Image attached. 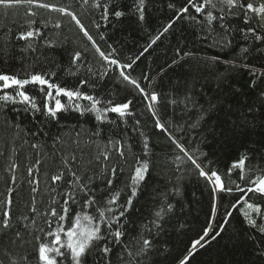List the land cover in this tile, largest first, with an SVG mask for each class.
Here are the masks:
<instances>
[{"label":"trees","instance_id":"trees-1","mask_svg":"<svg viewBox=\"0 0 264 264\" xmlns=\"http://www.w3.org/2000/svg\"><path fill=\"white\" fill-rule=\"evenodd\" d=\"M95 2L38 0L73 13L101 50L108 53L115 49L113 56L121 64L135 60L124 71L145 91L159 94L157 116L147 108L150 101L120 77V69L100 58L71 16L35 4L7 9L0 6V73L18 74L21 78L32 72L55 73L51 76L53 82L96 96L101 100L99 108L106 107L107 101H133L132 115L120 118L108 112L100 120L96 112L84 111L90 107L88 101H68L55 94L52 103L60 99L67 106L55 119L26 110L20 103L0 101V216L9 211L12 225L0 231V264H24L23 257L28 258V264H38L37 237L53 239L45 236L49 230L45 221H51L55 229L56 218L49 213L52 208L61 211L67 192L74 191L80 201H69L71 215L81 211L83 193L70 183L73 177L68 168L82 182L93 177L90 187L100 197L99 190L106 188L109 170L116 167L114 188L121 190L124 200L137 162L149 164L133 208L123 221L125 235L121 242L109 240L112 251L102 258L93 250L85 257V264H179L191 242L210 222L212 185L190 163L176 160L183 153L176 149L169 134L199 157L205 171L215 169L228 187L235 189L234 182H239V170L229 176L228 169L242 155L249 158L246 170L252 178L264 174V41L240 31L248 26L239 16L209 21L207 11L216 17L224 15L219 6L206 8L204 13H195L190 7L188 13L176 19L177 10L187 0H146L145 18L141 21L134 10V0H100L101 7H95ZM104 4L109 6L107 20L101 18ZM170 4L174 7L170 8ZM115 10L124 15L116 18L112 15ZM173 20L168 32L144 52ZM30 21L34 23L30 25ZM250 23L257 34L264 35V24L258 18L252 17ZM34 29H39L41 35L27 42L17 39L20 32ZM28 43L35 51L28 48ZM77 51L82 53L81 58L73 62ZM26 91L38 105L44 103V94L37 88L29 85ZM157 117L167 132L155 127ZM121 145L123 157L117 150ZM102 153H107L109 159L104 160ZM62 160L69 161L67 166ZM58 173H63V179L53 183L51 177ZM216 195L213 227L218 229L224 222L226 209L233 214L221 235L195 250L188 264H264V234L248 226L239 212L242 204L236 210L230 208L243 194L234 190ZM246 198L264 206V196L250 193ZM8 199L12 200L11 206L5 204ZM169 204L171 210L167 208ZM161 210L162 218H157ZM83 211L93 213L94 209ZM63 223L67 228L68 222ZM16 232L21 233V238ZM142 237L151 240L153 246L136 255Z\"/></svg>","mask_w":264,"mask_h":264},{"label":"snow or ice","instance_id":"snow-or-ice-1","mask_svg":"<svg viewBox=\"0 0 264 264\" xmlns=\"http://www.w3.org/2000/svg\"><path fill=\"white\" fill-rule=\"evenodd\" d=\"M85 3H88V0H84ZM145 3L146 0H134V10L139 14V19L141 21L145 18ZM36 5L37 7L51 9L60 13H65L72 17V19L79 26L83 35L92 43L93 48L96 53L100 56L102 60L106 62L107 65H115L120 69V77L127 81L128 83L135 86V88L140 92L146 101H150L147 104L149 112L152 116L156 117L157 113L155 106L159 103V94L155 91L147 92L141 85L135 80L132 79L128 74L125 73L124 69L132 67L136 61L133 60L131 63L121 64L120 61L114 58L113 53L115 49H112V52L106 53L101 50L100 46L96 43L95 39L89 32L85 29V26L81 21L71 12H68L63 7H55L47 3H38V0H0V6L4 8L17 7L21 5ZM100 0H96L95 7H101ZM219 6V11L224 15L216 17L213 15L212 11H207L206 16L209 21H213L217 18L224 20L226 15L239 16L245 25L248 27L246 29H240L242 32H247L252 35L255 40L264 41V35L257 34L255 27L251 26V18L256 17L260 24H264V0H258L254 3L252 0H187L185 6L180 7L177 10L176 19H180L183 14L189 12V8L194 9L195 13H204L206 8H217ZM169 7H174V5H169ZM235 10V11H234ZM35 15V13H31ZM112 15L116 18H119L124 15L122 11L115 10ZM109 16V6L108 4L103 5V14L102 19L107 20ZM194 19V17H192ZM175 21H170L164 28L163 31L158 34L155 38L151 40L148 47L144 49V52H147L148 49L160 39V36L163 33L168 32L172 27ZM34 21H30L31 25ZM57 27L60 25L57 24ZM99 27V25H97ZM223 27V25H221ZM41 33L39 29L27 30L20 32L17 36V39L24 41H31L34 37L40 36ZM101 35V39H103ZM111 47V46H109ZM28 48L32 51L35 49L32 46V43H28ZM245 51H247L245 49ZM144 52L140 53L142 56ZM82 53L75 52L73 55V62L78 61L81 58ZM176 55L181 56L180 50L177 49ZM187 55V53H184ZM140 57H136L138 60ZM177 61L174 60L175 64ZM106 74V73H105ZM55 73L47 74L41 72H32L26 73L23 78L18 74H5L0 73V101L5 103L11 102L13 104L20 103L25 105L26 110H31L35 112H42L47 117L55 119L58 113H61L66 110V105L61 102L60 99H55L54 104L52 103L53 95L56 97H66L68 101H79L85 100L88 101L90 107H86L84 111L96 112V119L100 120L105 113H114L117 114L120 118L132 115L130 111V106L133 104L132 100H127L125 102L113 103L112 101H107V106L104 108H99L98 105L101 104V100L94 95H90L80 91L79 89H69L62 87L61 85L53 82L51 76H54ZM146 79V77H145ZM86 83V81H81V84ZM34 86L39 90V92L44 94V103L38 105L36 98L29 94L26 91V86ZM12 90L11 92L5 90ZM76 109H80V105H75ZM83 114V113H81ZM139 120L136 121L138 125ZM155 127L160 129L162 132H167V128L160 119L157 117L154 121ZM169 139L175 145L176 149L180 153H183V156L178 155L176 160L181 163H190L195 170L198 171L200 177L205 178V180L212 185V205H211V219L207 226L204 228L202 234L199 238L191 242V247L182 259L179 260V264H188L189 258L194 255L195 250L198 248L205 247L210 241L215 240L221 235L224 231V226L228 223L229 217L232 216V211L225 210L224 213V222L219 225L218 229L213 227L211 221L215 220L217 214V193H232L234 190L242 193L243 195L238 197L236 202L230 205V208L236 210L238 205H243L239 208V212L243 216L244 220L247 222L250 228L256 229L259 233L264 234V206L251 202L246 197L248 194H258L259 196H264V174L257 175L255 178H252L249 175L248 170H246V162L248 161L247 155H242L237 160L233 161L231 167L228 169L229 176L232 174L233 170H239L237 173L239 182L235 183V189L228 187L222 180L221 175L212 168H209L208 171H205V167H202L201 163L198 162L199 157L194 153H190L179 140L169 134ZM35 147V145H33ZM144 150H148V142H144ZM119 155L123 157V145L117 149ZM104 160H108L109 156L107 153H102ZM201 155H206L201 153ZM72 159H75L74 157ZM66 166L69 163L67 160H62ZM211 163V162H209ZM69 173L73 177V180L70 182L78 186L81 193H83V201L81 204V211L76 212L74 215H71L72 209L70 207L69 201L72 204H79L76 193L74 191L67 192L66 199L64 200L63 206L60 212H57L55 208L50 210V215L56 218V227L52 229V222L46 220L45 222L49 226V230L45 233L47 237H53L50 241H46L41 237H37V240L40 242L36 248V256L38 264H62L63 261H67L68 264H85V257L90 254L93 250L98 251L102 254V258L106 257L111 251L109 246V240L113 243H120L122 237L125 235L123 228V221L126 219L127 214L133 208L134 199L138 195L141 183L146 179V175L149 172V164L147 161L137 162V165L134 167L133 173L130 176V184L126 187L128 188V195L126 199L121 200L122 192L119 189L114 188V179L117 175V168L112 167L109 170L108 178L106 179V188L100 189L102 193L100 197H97L95 189L90 187L93 177L88 178V182H82V178L77 175L75 171H72L71 168H68ZM31 173V169H29ZM103 175V174H102ZM53 183L61 181L63 179V173H58L51 177ZM247 181V183H245ZM35 191V189H33ZM5 204L11 206L12 200L8 199ZM171 205L167 206L168 210H171ZM83 208H93V213L84 212ZM35 211V209H33ZM163 210L156 213L157 218H162ZM258 220L261 222L258 224ZM67 221L68 226L65 228L64 223ZM153 224L157 228L160 227L156 221H153ZM12 227L11 225V214L9 211H4L2 216H0V231L8 230ZM43 231V229H41ZM17 238H21V233L16 232ZM142 244L136 255H142L152 248V241L147 238H141ZM264 255V251L261 253ZM132 253L129 252V256ZM60 258V259H58ZM22 260L24 264H28V258L23 257ZM12 264H20L19 261H12Z\"/></svg>","mask_w":264,"mask_h":264}]
</instances>
